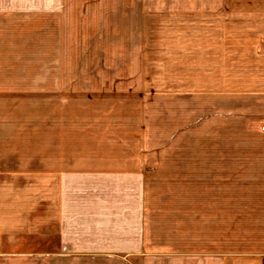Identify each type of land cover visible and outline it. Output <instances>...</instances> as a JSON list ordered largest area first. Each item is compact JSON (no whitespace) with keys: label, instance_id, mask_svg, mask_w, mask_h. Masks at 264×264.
<instances>
[{"label":"rangeland","instance_id":"rangeland-1","mask_svg":"<svg viewBox=\"0 0 264 264\" xmlns=\"http://www.w3.org/2000/svg\"><path fill=\"white\" fill-rule=\"evenodd\" d=\"M94 1L64 10L61 105L54 97L39 105L33 97L30 122L24 123L32 133V166H37L35 148L43 129L59 130L63 149H78L70 156H97L91 148L127 147L128 156L143 161L148 178L143 189L152 210L148 235L162 253L169 247L214 249L215 239L246 241L259 229L264 202L253 200L262 193L246 185V176L232 173L247 162H263L264 141L250 134L242 119L217 118L215 107L205 105L210 96L193 90L200 0ZM188 85L191 92L183 90ZM150 166L157 168L153 175L146 173ZM37 189L22 187L20 195L31 194V202L20 198L15 203L8 201L14 192L0 186V230L11 225L7 214L23 223L37 220ZM16 229L0 234V242L14 247L9 252L24 253L22 229L27 228L21 223ZM30 258L48 264L46 256ZM78 258L84 256L64 251L54 263L75 264ZM131 258L140 264L139 257Z\"/></svg>","mask_w":264,"mask_h":264},{"label":"crops","instance_id":"crops-1","mask_svg":"<svg viewBox=\"0 0 264 264\" xmlns=\"http://www.w3.org/2000/svg\"><path fill=\"white\" fill-rule=\"evenodd\" d=\"M91 2L95 4L0 0V186L14 192L8 201L15 203L20 198L31 202V194L20 195L22 187H38L39 209L32 223L7 214L11 225L0 234L18 233L14 228L22 223L26 244L24 253L9 252L14 247L1 241L0 264H34L33 255L55 264L64 251L84 256L75 264H137L131 257H139L140 264H264V206L259 229L241 243L215 239L214 249L169 247L164 253L163 247L151 244L152 210L143 189L148 178L141 158L128 156L127 147L91 148L97 156H70L78 149H63L61 132L43 129L35 148L37 166H32V133L29 125L24 128L35 104L32 98L46 106L47 97H54L61 105L64 10ZM197 8L199 69L193 90L210 96L205 105L215 107L217 118L231 123L242 119L245 129L264 141V0H200ZM183 90L191 92V85ZM240 166L232 177L246 176V185L262 193L253 200L264 202V161ZM156 170L150 166L146 173ZM31 224L37 228L29 230ZM152 248L158 251L154 255L147 252Z\"/></svg>","mask_w":264,"mask_h":264}]
</instances>
